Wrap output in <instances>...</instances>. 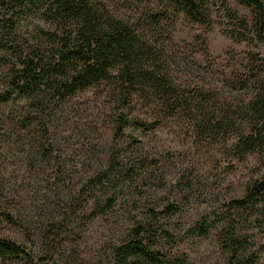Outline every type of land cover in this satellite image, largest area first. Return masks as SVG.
Segmentation results:
<instances>
[{
    "label": "trees",
    "instance_id": "trees-1",
    "mask_svg": "<svg viewBox=\"0 0 264 264\" xmlns=\"http://www.w3.org/2000/svg\"><path fill=\"white\" fill-rule=\"evenodd\" d=\"M167 1L175 13L187 14L198 23L201 18L208 20V0ZM233 1L250 9L252 16L248 27L243 18L227 11L229 21H236L229 38L263 44L264 0ZM32 12L51 30L39 29L36 47L30 41L29 50H18L15 28ZM154 19L152 25H158L161 17ZM0 51L14 59L2 63L6 71L0 106L15 100L29 105L45 95L53 108L91 91L106 105L113 138L124 136L127 129L149 131L170 120H185L196 146L219 154V172L252 164L253 174L242 184L240 195L211 218L200 216L180 237L172 235L162 219L178 213L187 199L166 203L160 210L146 208L143 216L133 217L125 235L110 245L108 264H179L170 251L183 238L209 235L214 237L221 264H264V58L247 53L243 71L231 72L210 88L180 85L160 64L156 46L143 31L87 0L0 1ZM202 55L207 60L205 48ZM44 100L39 98L30 116L38 117L48 108ZM30 116L23 121L31 123ZM3 143L1 135L0 148ZM118 158L117 150H111L106 166L88 178L74 197L76 209L91 202L87 220L111 208L123 174ZM0 217L11 223L8 215ZM66 223L65 219L52 223L39 235L41 249L36 257L0 235V264H45Z\"/></svg>",
    "mask_w": 264,
    "mask_h": 264
},
{
    "label": "rangeland",
    "instance_id": "rangeland-1",
    "mask_svg": "<svg viewBox=\"0 0 264 264\" xmlns=\"http://www.w3.org/2000/svg\"><path fill=\"white\" fill-rule=\"evenodd\" d=\"M87 2L103 5L115 18L143 31L156 46L160 64L180 85L210 88L231 72L243 71L247 53L264 58V43L246 44L229 38L236 21H229L227 11L236 19L243 18L248 27L252 16L250 9L233 0H208V20L201 18V23L175 13L167 0ZM153 17H161L158 25H152ZM18 24L14 34L18 50L25 51L30 41L36 47L39 29L51 30L35 12ZM8 60L14 61L0 51V90L6 71L2 63ZM39 98L49 102L48 108L38 117L30 116ZM50 100L44 95L29 105L15 100L0 106L4 135L0 215L11 218L8 223L0 217V235L36 257L41 249L39 235L50 224L67 220L60 242L45 264H108L110 245L125 235L133 217L143 216L146 208L160 210L181 198L187 202H182L180 211L162 219L163 226L180 237L200 216L211 218L229 199L238 197L242 184L253 174L250 163L219 172V154L196 146L185 120H170L149 131L127 129L116 139L106 105L91 91L78 93L53 108ZM28 115L33 118L31 123L23 121ZM113 149L118 152V163L123 164L114 202L103 214L87 220L91 202L76 209L73 199L87 179L106 166ZM170 254L179 258V264L222 263L211 235L185 237Z\"/></svg>",
    "mask_w": 264,
    "mask_h": 264
}]
</instances>
